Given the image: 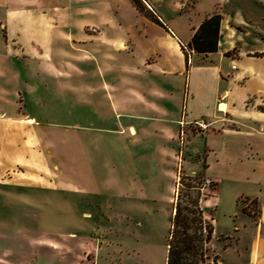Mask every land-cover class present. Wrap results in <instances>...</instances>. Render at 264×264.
<instances>
[{"label": "crops", "instance_id": "1", "mask_svg": "<svg viewBox=\"0 0 264 264\" xmlns=\"http://www.w3.org/2000/svg\"><path fill=\"white\" fill-rule=\"evenodd\" d=\"M141 1L143 13L132 0H0V79L12 59L23 83L0 84L10 114L0 117L17 124L12 145L0 149V172L19 169L7 184L16 206L0 209V264H104L117 254L108 264H155L150 224L164 200L167 264L182 175L211 179L206 217L214 224L212 207L249 217L258 235L247 254L264 255V0ZM216 13L218 51L189 50ZM202 120L207 130L187 126L182 136V122ZM235 184L227 201L222 191ZM110 206L114 221L102 230ZM15 250L28 257H10Z\"/></svg>", "mask_w": 264, "mask_h": 264}, {"label": "rangeland", "instance_id": "2", "mask_svg": "<svg viewBox=\"0 0 264 264\" xmlns=\"http://www.w3.org/2000/svg\"><path fill=\"white\" fill-rule=\"evenodd\" d=\"M4 34V33H3ZM264 47V40L261 43V45L258 48H263ZM4 64H8L9 69L12 71V73H9L7 75L8 79H0V84H2L3 86L7 87V83L10 85H14V88L19 84V82L17 81V77H16V70L17 67L16 65L13 64L12 59H6ZM21 65H23V67H25L26 69H31L33 64L32 62H28L27 60H21V62L19 63ZM0 65H1V60H0ZM21 87L23 86V83L19 84L18 86ZM10 89V87H9ZM8 106L5 104H2V101H0V113H6L7 115L9 114V111H3L7 108ZM22 111H20V115H24L27 114V108L22 106ZM32 112V111H31ZM17 129V124L11 121H4V118L0 117V149H8V147H10L12 145V143L10 142L12 137L11 134L13 133V130ZM204 143L202 142L201 137L196 138V151H202L203 149ZM188 166H191V162L189 161V164H187ZM196 172H200L201 171V165L200 162H197L196 160ZM18 171L19 169H14V170H7V171H1L0 172V184H6V186H1L0 187V209L4 208V207H12L14 208L16 206V202H15V198L14 196H12L14 193V189L13 186L7 185L12 183L10 180L13 179L14 177H16L18 175ZM184 175L181 176V178ZM201 180H204L202 177V175H200ZM180 182H182V180H180ZM187 184L189 182H186ZM193 185L199 186L198 183H192ZM3 187V188H2ZM238 188V185L235 184V187L232 186L229 189H225L222 191V197L225 198L227 201H231V196L230 194H232V192L234 190H236ZM240 189V188H239ZM185 192H187V190H185ZM168 190L166 192V194L168 195ZM210 192L208 190H203L202 194L206 197V195H208ZM229 194V195H228ZM245 203V200H242V206ZM247 203V202H246ZM250 208H252V210H256V205L252 204L249 205ZM113 208V207H112ZM92 209V208H91ZM110 207H105V215L102 216L101 215V227L102 230L111 226V224H113L114 221V217H112V215H115L114 212ZM17 212V211H15ZM207 212L209 213V215H211L215 222V231L213 234V238H212V242L209 245L210 247V251L208 253L210 260L212 262V264H220V262L217 259V263H214V258L216 257H220V261L222 264H264V255L261 254H257V257H255V255H251L249 256L247 253V246H252L253 241L255 240L256 236L258 235V231H257V227L255 226V224L252 223L251 219H249V217H245V216H240L239 218H235L234 214H231L228 212V210L226 212H222L220 209L216 210V207H212V208H207ZM170 215H171V205L169 204V202L167 200H164L161 202L160 204V212L158 215H156L153 218V221L150 225H153L154 227V231L156 230L157 234L152 235V238H154V242L159 244V253H158V260L157 262H155V264H164V256H165V242H162V233L164 234V232L166 231L167 228V224L170 222ZM11 222H19V223H23L26 222L29 225H35L33 219L29 218V219H22V218H10L8 219ZM123 220V219H122ZM126 220V219H124ZM237 221V222H235ZM122 225H124V222H121ZM236 224L239 226L240 231L237 232L238 228H235ZM132 225V224H131ZM244 225H246V227H243ZM27 226V225H26ZM16 227V225H15ZM26 230H29L28 228H26ZM99 234L104 233V232H98ZM262 237L264 239V228L262 230ZM107 235H109V233H104ZM222 235H224L225 237L227 236H231L230 238L227 239H222ZM40 236V240L42 242H46L49 240L48 235H45L44 232H40L39 234ZM237 238H239V242L237 243ZM162 243V244H161ZM264 246V244H263ZM114 249L119 248L117 246V242L114 241V245L113 247ZM114 249H112L114 251ZM107 250V248L105 249ZM11 252V251H10ZM32 255L30 254L29 257H31ZM10 257H14L15 259H21V258H27L28 256L26 254H23L20 251L15 250L14 253L12 251L11 256ZM119 257V254L117 255H113V258L109 260H103L104 264H108L110 262H114V260L116 258ZM28 259H25V261H27ZM129 261V260H128ZM126 261L125 264H130V262ZM133 264H135L134 262H132ZM131 263V264H132ZM118 264V263H117ZM138 264H149V262H139Z\"/></svg>", "mask_w": 264, "mask_h": 264}, {"label": "trees", "instance_id": "3", "mask_svg": "<svg viewBox=\"0 0 264 264\" xmlns=\"http://www.w3.org/2000/svg\"><path fill=\"white\" fill-rule=\"evenodd\" d=\"M132 2L141 13L144 12V5L141 0H132ZM150 17L161 24L153 13ZM222 19L223 17L219 13L207 17L196 30L188 45L189 50L199 55H209L217 52ZM257 56H263V54H257ZM193 132L202 134L204 131ZM180 180L182 182L179 183L167 240V264H212L208 253L215 227L213 219L206 217L201 206V200L204 197L202 191L205 179L201 180L200 176L184 175ZM192 183H198L199 186ZM252 215L257 219L258 211L255 210ZM217 259L219 258H214V263H217Z\"/></svg>", "mask_w": 264, "mask_h": 264}, {"label": "built area", "instance_id": "4", "mask_svg": "<svg viewBox=\"0 0 264 264\" xmlns=\"http://www.w3.org/2000/svg\"><path fill=\"white\" fill-rule=\"evenodd\" d=\"M189 126L192 131H205L209 128V123L206 122L205 120L202 121H194L192 123H189L187 125L185 122H182V136H184L185 133V128ZM212 180L209 178H205L203 182V190L208 189L212 186Z\"/></svg>", "mask_w": 264, "mask_h": 264}]
</instances>
